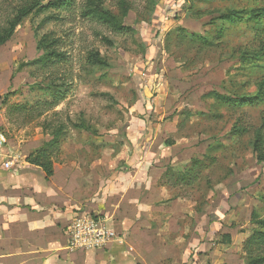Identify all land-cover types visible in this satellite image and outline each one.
Wrapping results in <instances>:
<instances>
[{
	"label": "rangeland",
	"instance_id": "1",
	"mask_svg": "<svg viewBox=\"0 0 264 264\" xmlns=\"http://www.w3.org/2000/svg\"><path fill=\"white\" fill-rule=\"evenodd\" d=\"M93 1L0 0V27L12 7L35 5L0 47V130L9 144L49 149L76 175L91 165L110 173L123 168L115 169L117 155L133 128L149 133L179 111V130L164 143L181 147L164 158V181L191 209L182 225L191 232L197 215L206 223L215 212L241 226L252 214L264 221V101L229 108L205 97L258 96L264 19L252 13L264 0L99 1L130 31L84 17ZM229 14L238 24L222 21ZM93 53L104 66L90 63ZM245 53L251 62L241 64ZM253 231L264 229L252 226L245 240Z\"/></svg>",
	"mask_w": 264,
	"mask_h": 264
},
{
	"label": "crops",
	"instance_id": "2",
	"mask_svg": "<svg viewBox=\"0 0 264 264\" xmlns=\"http://www.w3.org/2000/svg\"><path fill=\"white\" fill-rule=\"evenodd\" d=\"M184 115L165 116L149 133L133 128L117 155L115 169L123 168L110 173L91 165L81 176L53 162L47 179L28 163L31 147L8 142L6 151L17 160L12 171L0 166V264H244L252 225L215 212L206 223L197 215L188 232L182 219L191 209L164 181V158L181 147L166 146L165 136L177 134ZM82 213L103 221L117 238L98 251L67 252L69 225Z\"/></svg>",
	"mask_w": 264,
	"mask_h": 264
},
{
	"label": "trees",
	"instance_id": "3",
	"mask_svg": "<svg viewBox=\"0 0 264 264\" xmlns=\"http://www.w3.org/2000/svg\"><path fill=\"white\" fill-rule=\"evenodd\" d=\"M101 0H94L91 2V7H88L86 10H84L83 15L84 17H91L93 19H97L99 21H102L105 24H108L111 27H114L115 29H118L120 31H130L129 28H125L121 26L120 24H116L117 20L111 17V15L104 10L102 5L99 3ZM61 5L69 3V0H60ZM54 5V4H49ZM35 8V5L32 6H14L12 7V11L10 14H7L4 21L2 22V26L0 27V47L5 45L10 38L13 36L15 30L17 27L21 25L23 20L29 15L31 11ZM40 10L48 9V6H43L39 8ZM227 15L221 17L222 21L224 23H229L231 25H234L238 20V16L236 15ZM252 19L255 20V22L261 21L264 19V9H262L257 15L252 13ZM238 24V22H237ZM200 37L194 34L190 35L189 40L193 41L196 39H199ZM104 41L112 45L108 40ZM264 51V49H263ZM52 57H58L57 54H52ZM264 56V53L263 55ZM89 61L93 65H101L104 66L105 62L101 60L97 53H93L89 56ZM239 63H250L251 58L245 54H242L240 58L238 59ZM264 84L262 83L259 86L258 96L250 97V96H236L233 94L229 95H220L217 92H210L205 95L207 98L213 99L215 102H218L219 104L227 107H243L249 103H260L264 101ZM245 131L243 129L239 130V132ZM237 133V132H236ZM256 141L255 146L258 145L259 140L261 139V131L257 130L256 132ZM55 138V136H54ZM28 163L37 166L43 170L45 173L47 179L52 177L53 175V161H52V154L49 149H43L36 152V154H31L27 158ZM258 162H261L264 164V158L259 159ZM253 217V218H252ZM250 223L253 227H257L259 225L262 229H264V221H260L257 219V217L252 214ZM256 229V228H255ZM257 237H261V244H256ZM242 252H243V261L244 264H264V232H258L253 231L251 236L243 242L242 246Z\"/></svg>",
	"mask_w": 264,
	"mask_h": 264
},
{
	"label": "built area",
	"instance_id": "4",
	"mask_svg": "<svg viewBox=\"0 0 264 264\" xmlns=\"http://www.w3.org/2000/svg\"><path fill=\"white\" fill-rule=\"evenodd\" d=\"M7 145V137L0 130V166L12 171L17 159L6 151ZM116 238L117 234L108 229L103 221L82 213L76 215L69 225L66 250L69 253L98 251Z\"/></svg>",
	"mask_w": 264,
	"mask_h": 264
}]
</instances>
